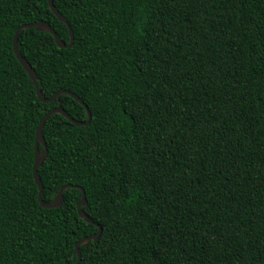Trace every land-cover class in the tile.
<instances>
[{
  "label": "trees",
  "instance_id": "1",
  "mask_svg": "<svg viewBox=\"0 0 264 264\" xmlns=\"http://www.w3.org/2000/svg\"><path fill=\"white\" fill-rule=\"evenodd\" d=\"M0 0V264H264V0ZM39 150L43 146L39 144Z\"/></svg>",
  "mask_w": 264,
  "mask_h": 264
},
{
  "label": "water",
  "instance_id": "2",
  "mask_svg": "<svg viewBox=\"0 0 264 264\" xmlns=\"http://www.w3.org/2000/svg\"><path fill=\"white\" fill-rule=\"evenodd\" d=\"M48 5H49L50 9L52 10V12L56 15L57 19L59 21H62L63 23L66 24V26L68 28V33H69V41H68V43H65V41H63L58 36V34L55 32V30L51 27V25L47 21L42 20V19H38V20L33 21V22L22 23L15 29L14 35H13V38H12L13 52H14L16 58L18 59V61L20 62V64L22 65V67L28 73L29 78L33 82V84H34V86L36 88L37 97H38V99L40 101H42V102H50V101L55 100L59 94L66 93L68 95H71L75 100H77L80 104H82L85 107L86 113H87V119L83 121V120H77V119L73 118L60 105L52 107L51 109L47 110L44 113V115L41 117V119H40V121H39V123H38V125L36 127V130H35L34 162H33V166H32V175H33V179H34V181H35V183L37 184V187H38V202L40 203V205L42 207L52 208V207L60 206L62 204V201H63V191L65 190V188H67V187L79 188L81 190V197H80V199L78 200V202L76 204L77 212L80 215V217L83 218L84 220H86L87 222L94 223V221L81 209V206L86 203V197H85L84 190L79 185L66 183V184H64V185L59 187V189L57 190L55 196L50 201L44 202L43 199H42L43 185H42V182H41V180L39 178V175H38V167L42 164V162L44 161V159L46 158V155H47V148L45 146L43 133H42V128H43L44 122L46 121V119L52 113H61L64 117H66L69 120L70 123H73L75 125L88 124V122L90 121V118H91L90 111H89L88 107L86 106V104L76 94H74L73 92H71L69 90H66V89L62 88V89H59L58 91L54 92L49 97H43L41 95V93H40L39 88H38L36 72L34 71L32 66L29 64V62L20 54V52L18 50L17 37H18L19 31L21 29H23V28H31V27H34L36 30H39V31H46V32L50 33L51 35H53L55 43L59 47H68V46H70L72 44V42H73V32H72L71 27L68 24L67 20L57 10V8L54 6L53 0H48ZM39 144H41L44 147L42 151H40L39 148H38ZM97 226H98V229H97V231L95 233H93L91 235L83 236L78 241H76L74 252L77 255V260L75 261L74 264H79L80 263V251H79V248H78L79 244L80 243H85V242H87L89 240H96L98 238V236L100 235L101 226L100 225H97ZM62 264H70V263L68 261H65Z\"/></svg>",
  "mask_w": 264,
  "mask_h": 264
}]
</instances>
